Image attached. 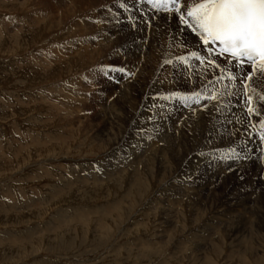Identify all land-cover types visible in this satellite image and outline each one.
<instances>
[{
    "label": "rangeland",
    "instance_id": "1",
    "mask_svg": "<svg viewBox=\"0 0 264 264\" xmlns=\"http://www.w3.org/2000/svg\"><path fill=\"white\" fill-rule=\"evenodd\" d=\"M120 2L0 0V264H264V75L217 81ZM122 58L137 79L99 74Z\"/></svg>",
    "mask_w": 264,
    "mask_h": 264
},
{
    "label": "snow or ice",
    "instance_id": "2",
    "mask_svg": "<svg viewBox=\"0 0 264 264\" xmlns=\"http://www.w3.org/2000/svg\"><path fill=\"white\" fill-rule=\"evenodd\" d=\"M142 5L152 6L153 12L146 13L142 10ZM109 11L112 10L109 9ZM156 13L160 14L158 21L153 19ZM112 15L110 24L119 26L121 23H126L131 30H147L153 24L167 25L172 29L174 36L179 35L182 38L181 42L185 45L187 55H190L195 62L204 65V74L213 70L217 81L225 79L241 81L247 88L248 82L252 80L255 73L264 75V0H201L200 3L191 6L187 0H134L132 4L121 0L117 5V11ZM121 15L124 16V20H121ZM97 23L100 22L97 21ZM140 44H143V40ZM217 44L219 51L213 47ZM183 59L186 60L187 56ZM138 72V68L133 71L128 66L127 59L122 58L102 65L99 74L105 80L120 85L137 79ZM181 83L186 84V81ZM182 90L191 91L189 88ZM201 95L203 93L193 92L192 98L204 109L211 101L219 102L218 95L209 94L204 97L202 103ZM158 98L168 99L169 97ZM148 99L151 108L152 100L157 97ZM252 101L253 97L248 95L246 103L251 105ZM212 106L215 107V104ZM247 112L259 117V111L252 106L247 108ZM249 127H255V125H249ZM232 134L238 135V130ZM258 135L260 142L264 144V120L259 121ZM247 142V140L244 141L245 145ZM213 147L219 150V146ZM223 151L227 153L229 161L248 158L247 154L241 157L240 153L231 147ZM211 154L207 153V155ZM204 155L206 153H200V156ZM217 158L221 161L225 160L224 155ZM261 159H264V155Z\"/></svg>",
    "mask_w": 264,
    "mask_h": 264
},
{
    "label": "bare ground",
    "instance_id": "3",
    "mask_svg": "<svg viewBox=\"0 0 264 264\" xmlns=\"http://www.w3.org/2000/svg\"><path fill=\"white\" fill-rule=\"evenodd\" d=\"M194 1V0H193ZM69 2V1H68ZM69 4H71V3H69ZM72 5V4H71ZM68 8H66V10H67ZM65 11V10H64ZM63 13V12H62ZM49 14V13H48ZM63 14H65V13H63ZM69 14H71V13H69ZM66 16V15H65ZM70 16V15H69ZM62 17H64L63 15H62ZM51 21V20H50ZM60 22V21H59ZM161 25H163V24H161ZM158 27H160V26H158ZM162 27V26H161ZM164 27V26H163ZM157 28V27H156ZM159 29H162V28H159ZM165 29V28H164ZM163 29V30H164ZM167 30V29H166ZM83 31V30H82ZM159 31V30H158ZM80 32V31H79ZM152 33V32H151ZM165 35V34H164ZM80 36V35H79ZM180 37V36H179ZM176 38V37H175ZM180 39V38H179ZM178 41V40H177ZM181 42V41H180ZM151 44V43H150ZM159 48V47H158ZM154 48H152V50H153ZM155 49H156V47H155ZM78 50H80V49H78ZM87 51V50H86ZM150 51H151V49H150ZM95 55V54H94ZM89 56V55H88ZM142 61V60H141ZM133 87V86H132ZM125 97V96H124ZM119 98V97H118ZM124 99V98H123ZM122 99V100H123ZM124 103V102H123ZM132 107V106H131ZM144 178V177H143ZM259 209V208H258ZM262 227V226H261Z\"/></svg>",
    "mask_w": 264,
    "mask_h": 264
}]
</instances>
